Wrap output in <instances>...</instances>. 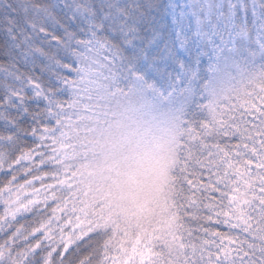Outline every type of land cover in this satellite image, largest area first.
I'll return each instance as SVG.
<instances>
[{
	"label": "snow or ice",
	"instance_id": "obj_1",
	"mask_svg": "<svg viewBox=\"0 0 264 264\" xmlns=\"http://www.w3.org/2000/svg\"><path fill=\"white\" fill-rule=\"evenodd\" d=\"M135 38L129 24L124 45ZM88 56L75 96L39 120L0 95V264H264V73L179 123L174 230L133 251L77 206L56 155L65 122L102 109L126 70L112 45Z\"/></svg>",
	"mask_w": 264,
	"mask_h": 264
},
{
	"label": "trees",
	"instance_id": "obj_2",
	"mask_svg": "<svg viewBox=\"0 0 264 264\" xmlns=\"http://www.w3.org/2000/svg\"><path fill=\"white\" fill-rule=\"evenodd\" d=\"M245 1L250 11L252 0ZM257 1L261 5L257 10L259 16L251 10L244 20L241 13L229 17L228 5L224 14L217 17V3L212 4L214 14L209 17L204 13L208 0H79L82 10L72 7L69 0H0V95L20 93L23 110L39 120L52 104L75 96L71 80L81 78V69L90 58L88 53L112 45L119 50L126 66L113 81V87L116 91L144 92L142 107L131 109L125 117L115 115L109 102L99 110L77 112L65 122L56 139L61 169L70 175L79 208L77 165L89 161L87 157L91 161L106 157L113 172L129 165L125 168L126 179L136 176L151 184L161 183L164 176L169 182L172 178L175 200L179 143L175 137L180 131L179 123L207 116L206 84L211 69L216 67L214 59L234 49L244 26H251L258 18L264 22V0ZM188 2L198 5L208 42L204 51L192 52L190 66L169 64L163 50L181 35L192 39ZM129 24L135 27L136 38L134 44L124 45ZM23 34L25 38L29 37L27 34L35 36L40 49L44 46V52L50 56L47 64L43 55L24 61ZM193 82L197 84L195 91L191 89ZM152 90L157 96L149 102L146 92ZM114 93L109 101L115 99ZM95 126L103 140L112 141L114 146L109 151L97 148L105 154H83L81 150L86 147L75 143L72 136L84 137Z\"/></svg>",
	"mask_w": 264,
	"mask_h": 264
},
{
	"label": "rangeland",
	"instance_id": "obj_3",
	"mask_svg": "<svg viewBox=\"0 0 264 264\" xmlns=\"http://www.w3.org/2000/svg\"><path fill=\"white\" fill-rule=\"evenodd\" d=\"M78 1L69 0L72 7H77L80 10L84 9ZM208 1V9L204 10V13L209 17L211 13L214 14L212 10V4L214 3L218 5L216 6L217 17L224 14L225 6L228 5L227 13L229 17L241 13L244 20L248 18L251 10L255 16H259L257 10L261 6L257 0H252V7L249 11L245 0ZM188 4L191 11L187 18L191 20L192 39L181 35L178 41L163 50V57L169 64L175 63V65L182 66L188 64L190 66L192 52L204 51L206 42H208L206 31L204 32L203 19L199 18L201 13L198 5L191 2H188ZM261 13L264 17V13ZM27 35L29 37L25 38L23 34L26 56L24 61L26 62L35 57L37 59L41 58V55L36 51V49H40L36 37ZM233 46L234 49L230 48L214 59L216 67L211 69L206 84V95L209 102L223 90L240 85L242 81L250 76L264 73V22L262 23L258 18V21L254 19L251 26H244L240 37ZM42 49L45 50L44 46ZM146 56L148 55L146 54ZM43 57L46 59L45 63L47 64L50 56L46 53ZM196 81L198 82V78H196ZM196 86L197 84L193 82L191 89L195 91ZM146 93L149 102L157 96V92L154 90ZM193 94V92H189V95ZM144 95V92H137L136 90L116 91L112 95L115 99L109 101L110 110L115 115L119 114L121 117H125L129 111H135L136 108L142 107L141 99H144ZM179 137L180 131L175 137L176 142H179ZM72 139L75 143L86 147L81 150L86 155L97 151L105 154V151L97 148H106L109 151L114 146L112 141L103 140L97 126L89 129L84 137L74 134ZM68 141L67 133V145H69ZM62 146H65L64 139ZM87 158L89 161L77 165L79 173H77L78 186L81 190L80 207L87 218L101 227L111 229L115 238L123 244L132 242L133 251L140 246L142 241L151 243L155 238H163L174 230L175 206L173 204L175 200L172 196L175 194V181L172 182V178L169 182L167 176H164L161 183L154 181L147 184L145 180L135 178L136 176L131 179L125 178V168L126 166L129 168V165H124L122 170L113 172L107 166L106 157L101 156L94 161H91L90 157ZM125 158L121 156L122 160ZM73 166H75L74 163ZM141 255H147V253L143 252Z\"/></svg>",
	"mask_w": 264,
	"mask_h": 264
}]
</instances>
